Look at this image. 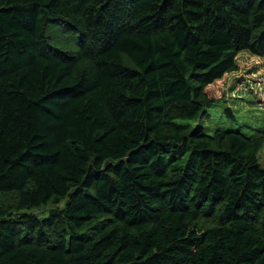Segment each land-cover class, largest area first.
<instances>
[{"label":"trees","instance_id":"1","mask_svg":"<svg viewBox=\"0 0 264 264\" xmlns=\"http://www.w3.org/2000/svg\"><path fill=\"white\" fill-rule=\"evenodd\" d=\"M240 53L264 0H0V264H264V129L190 125Z\"/></svg>","mask_w":264,"mask_h":264},{"label":"rangeland","instance_id":"2","mask_svg":"<svg viewBox=\"0 0 264 264\" xmlns=\"http://www.w3.org/2000/svg\"><path fill=\"white\" fill-rule=\"evenodd\" d=\"M236 63L237 71L213 85L212 96L220 100L208 109L204 120L190 125L205 127L209 135L217 130L255 135L264 129V60L248 53H240ZM228 111L233 112L234 118L229 116ZM260 158L264 165V148ZM65 204L66 200H63L59 204H49L24 212L46 219L52 209H63Z\"/></svg>","mask_w":264,"mask_h":264}]
</instances>
